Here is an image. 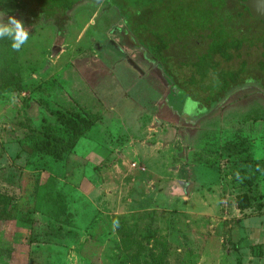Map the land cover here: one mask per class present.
<instances>
[{"label": "rangeland", "instance_id": "obj_1", "mask_svg": "<svg viewBox=\"0 0 264 264\" xmlns=\"http://www.w3.org/2000/svg\"><path fill=\"white\" fill-rule=\"evenodd\" d=\"M116 1L79 2L57 47L52 23L19 51L0 39V264H264V25L216 9L247 41L214 61L245 67L206 106L183 82L206 33L162 66L146 40L173 1Z\"/></svg>", "mask_w": 264, "mask_h": 264}, {"label": "trees", "instance_id": "obj_2", "mask_svg": "<svg viewBox=\"0 0 264 264\" xmlns=\"http://www.w3.org/2000/svg\"><path fill=\"white\" fill-rule=\"evenodd\" d=\"M81 1L82 0H22V8H26L20 10L18 14L19 20L22 21L29 33L40 24H54L56 30L55 47H57L59 43L62 42L63 35L66 33L67 24L73 21L71 12ZM144 1L145 0L132 1L135 6L133 14L137 15L144 7L153 6L155 3L160 5L163 2V0ZM172 1L174 5L171 4L162 13L161 17L164 24L159 25L155 32L150 31L151 38L146 40V44L150 51L149 54L159 63H162V66H165L169 61L166 51L169 49L171 43L180 40V38L198 36V32H205V39L208 41L206 43V48L202 53L195 55V60L189 64L192 68L190 72L191 76H186L184 79L187 78V80L183 82H189L190 80V85L193 90L197 91L198 89L206 92L207 94L203 98L206 99L204 105L207 103L206 106H208L220 100L222 94L225 96L231 89V86L238 83L241 75L240 73L244 71L245 67L243 64V67L236 71L218 69L219 65L214 61V57L218 55L224 61H229L232 59V53L238 54L242 44L246 42L247 39H237L233 37L232 28L221 24L224 20L233 21L232 14L228 13L227 15L215 18L216 9H220L224 6V0H183L182 3H178L176 0ZM109 2L118 7L116 0H109ZM186 7L193 8L190 11H186ZM237 15L238 17L240 16L239 13ZM24 18H26V21H24ZM261 23L264 25V22ZM134 27L137 30L138 28H145V31H147V27ZM249 42L250 39H248V43ZM261 43V60L257 67L263 76L262 81L264 82V39L261 40ZM169 78L171 79L172 77L169 76ZM175 78L179 80V76H175ZM44 143L47 147V151L53 153L51 146L47 144L46 140H44Z\"/></svg>", "mask_w": 264, "mask_h": 264}, {"label": "clouds", "instance_id": "obj_3", "mask_svg": "<svg viewBox=\"0 0 264 264\" xmlns=\"http://www.w3.org/2000/svg\"><path fill=\"white\" fill-rule=\"evenodd\" d=\"M5 38L10 41V46L13 50L19 51L28 41L29 32L22 21L16 17L8 15L5 20L3 15H0V39Z\"/></svg>", "mask_w": 264, "mask_h": 264}, {"label": "water", "instance_id": "obj_4", "mask_svg": "<svg viewBox=\"0 0 264 264\" xmlns=\"http://www.w3.org/2000/svg\"><path fill=\"white\" fill-rule=\"evenodd\" d=\"M242 3L252 19L264 22V0H244Z\"/></svg>", "mask_w": 264, "mask_h": 264}, {"label": "flooded vegetation", "instance_id": "obj_5", "mask_svg": "<svg viewBox=\"0 0 264 264\" xmlns=\"http://www.w3.org/2000/svg\"><path fill=\"white\" fill-rule=\"evenodd\" d=\"M226 0H224V2H225ZM244 0H239L238 2L240 3V5L243 7V12H246L247 13V15H248V9L243 5V2ZM232 22L233 21H229V20H224V21H222V25H224V26H230V28H231V25H232ZM220 24V23H219ZM217 56V55H216ZM146 57L148 58V59H151V60H149V61H151V62H158L156 59H154V58H152V56L149 54V52H147V55H146Z\"/></svg>", "mask_w": 264, "mask_h": 264}]
</instances>
